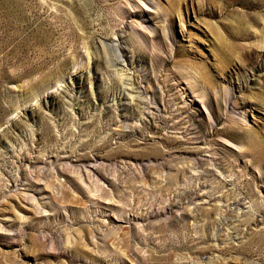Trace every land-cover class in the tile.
Instances as JSON below:
<instances>
[{"label":"rangeland","instance_id":"obj_1","mask_svg":"<svg viewBox=\"0 0 264 264\" xmlns=\"http://www.w3.org/2000/svg\"><path fill=\"white\" fill-rule=\"evenodd\" d=\"M0 264H264V0H0Z\"/></svg>","mask_w":264,"mask_h":264}]
</instances>
